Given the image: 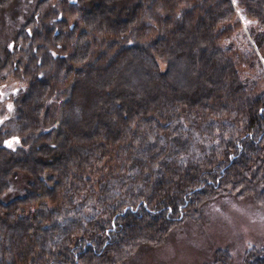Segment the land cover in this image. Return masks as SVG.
<instances>
[{
  "label": "trees",
  "instance_id": "1",
  "mask_svg": "<svg viewBox=\"0 0 264 264\" xmlns=\"http://www.w3.org/2000/svg\"><path fill=\"white\" fill-rule=\"evenodd\" d=\"M23 5L0 51V264H122L216 196L264 208V0Z\"/></svg>",
  "mask_w": 264,
  "mask_h": 264
},
{
  "label": "rangeland",
  "instance_id": "2",
  "mask_svg": "<svg viewBox=\"0 0 264 264\" xmlns=\"http://www.w3.org/2000/svg\"><path fill=\"white\" fill-rule=\"evenodd\" d=\"M235 10L237 16L240 15V11ZM26 13L23 0H19L0 17V51ZM238 21L246 29V23ZM262 66L264 68V63ZM2 77L0 96L4 97L11 88V77ZM0 103L2 110L10 105L5 97ZM9 144L20 151L17 137ZM24 181L18 177L12 190L19 192ZM259 244H264V208L250 196L219 195L202 203L197 218H185L170 230L164 241L136 249L122 264H209L220 247L229 249L232 264H241L244 249Z\"/></svg>",
  "mask_w": 264,
  "mask_h": 264
},
{
  "label": "snow or ice",
  "instance_id": "3",
  "mask_svg": "<svg viewBox=\"0 0 264 264\" xmlns=\"http://www.w3.org/2000/svg\"><path fill=\"white\" fill-rule=\"evenodd\" d=\"M7 143V142H6ZM11 145L9 144V147H10Z\"/></svg>",
  "mask_w": 264,
  "mask_h": 264
}]
</instances>
